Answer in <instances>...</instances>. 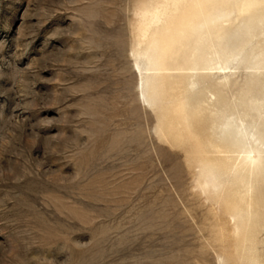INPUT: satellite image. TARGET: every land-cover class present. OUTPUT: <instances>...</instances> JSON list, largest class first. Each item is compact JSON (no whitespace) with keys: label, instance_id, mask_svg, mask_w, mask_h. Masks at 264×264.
<instances>
[{"label":"rangeland","instance_id":"rangeland-1","mask_svg":"<svg viewBox=\"0 0 264 264\" xmlns=\"http://www.w3.org/2000/svg\"><path fill=\"white\" fill-rule=\"evenodd\" d=\"M240 1L0 0V264L264 262V209L242 225L212 115L174 113L179 79L153 70L163 50L187 60L205 13L251 25Z\"/></svg>","mask_w":264,"mask_h":264},{"label":"bare ground","instance_id":"bare-ground-1","mask_svg":"<svg viewBox=\"0 0 264 264\" xmlns=\"http://www.w3.org/2000/svg\"><path fill=\"white\" fill-rule=\"evenodd\" d=\"M224 1L226 2V0ZM226 4H229V0ZM252 5H258L259 8H256L259 10L254 8L257 14H248L251 17L249 16L244 21H249L251 25L242 28H228L223 25L226 21L230 22V19H227V10L222 12L218 20L210 16L209 13L203 14L193 28V31L197 32H194L197 34V40L195 39L196 42H193L195 44L189 50L188 56L186 55L187 60L182 58L183 63H178L173 59L172 63L168 62L169 64H167V54H164L163 50L159 53L153 70L162 72L163 78L166 80L172 77H176V80L179 79L170 82L171 88L173 86L182 88L173 108L174 113H179L181 117L186 118L187 107H189L195 116L198 114L201 116L203 114L212 115L214 122L212 141L223 154L219 158L228 161L227 171L232 172L239 192L245 197L246 202L243 205L241 203L240 208L243 215L246 216L242 225L245 224L247 225L245 227L249 226L254 232H257L261 227V216H263L260 210L264 209L260 203L261 195L257 193L264 181V48L259 47L255 51L254 49L247 51L243 44L250 34L256 35V30L262 27L258 26V23L264 16V0L247 1L242 5L240 13L247 11ZM240 13H238L239 16ZM193 35L190 37L193 38ZM215 39L220 40V43L218 40V43L215 42ZM185 42L190 43L189 41ZM180 46L178 45L177 48ZM180 49L178 53L181 51ZM229 49L233 50L227 54ZM184 52L181 51V57ZM216 52L223 56V61L216 58ZM177 58L181 61L180 55ZM240 65L248 71L244 85L236 94L229 97L224 88L234 81V70ZM153 88L155 87L153 86ZM186 93H189V96H185ZM194 93L197 94V97L194 95L196 98H193L194 96L191 98L190 94ZM149 94H151L150 91ZM182 95H184L183 98L179 97ZM211 170L215 169L209 171L211 172ZM214 175L213 177H215ZM207 180L209 181V179ZM236 200L235 198L234 201L236 202ZM244 233L246 234V230ZM253 240L255 243V237ZM255 252L256 264H264L263 259L260 260V254Z\"/></svg>","mask_w":264,"mask_h":264}]
</instances>
